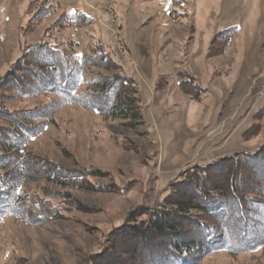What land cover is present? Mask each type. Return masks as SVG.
<instances>
[{
  "label": "rangeland",
  "instance_id": "1",
  "mask_svg": "<svg viewBox=\"0 0 264 264\" xmlns=\"http://www.w3.org/2000/svg\"><path fill=\"white\" fill-rule=\"evenodd\" d=\"M230 27L231 46L209 57L216 33ZM42 43L85 59L99 49L98 61L114 65L94 61L84 78L132 79L142 119L126 125L57 107L49 93L3 99L9 111L34 115L28 152L78 171L91 190L24 181L25 220L0 219V264H123L116 251L125 244L110 240L138 209L161 203L179 174L264 146V0H0V78ZM183 76L204 90L199 100L180 89ZM256 237L247 243L254 248L214 251L196 264H264Z\"/></svg>",
  "mask_w": 264,
  "mask_h": 264
},
{
  "label": "trees",
  "instance_id": "2",
  "mask_svg": "<svg viewBox=\"0 0 264 264\" xmlns=\"http://www.w3.org/2000/svg\"><path fill=\"white\" fill-rule=\"evenodd\" d=\"M235 31L230 27L216 33L208 56L220 55L229 48ZM92 51L95 55L85 59L46 43L35 45L0 78V219L25 220L21 211L27 201L19 193V187L27 180L44 179L65 187L91 190L78 171L62 169L28 152L27 146L37 133L29 126L34 115L9 111L3 99H28L49 93L60 101L57 107L80 106L104 120L126 125L142 119L132 79L84 78L85 70L94 66V61L100 62L104 70L114 65L106 57L104 62L98 61L101 51L96 47ZM179 87L195 101L204 91L187 76H183ZM257 114L263 115L264 108ZM242 199L250 203L246 200L244 207ZM29 210L41 215L39 208ZM237 226H243L250 236L256 235L257 243H264V146L251 153L239 152L184 170L170 184L161 203L147 211L138 209L115 233L114 241H110L125 244L116 251L123 264H196L214 251L254 248V244L247 245L250 236L246 232L241 236ZM122 235L127 236L128 244L118 241Z\"/></svg>",
  "mask_w": 264,
  "mask_h": 264
}]
</instances>
